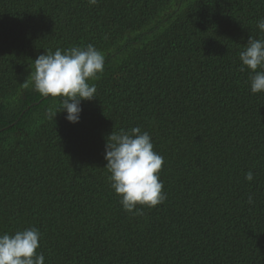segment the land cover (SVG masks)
Wrapping results in <instances>:
<instances>
[{
    "label": "trees",
    "instance_id": "trees-1",
    "mask_svg": "<svg viewBox=\"0 0 264 264\" xmlns=\"http://www.w3.org/2000/svg\"><path fill=\"white\" fill-rule=\"evenodd\" d=\"M260 18L264 0H0V235L39 229L44 264H264V92L239 59ZM88 44L96 98L54 119L34 60ZM134 127L164 158L142 215L104 159Z\"/></svg>",
    "mask_w": 264,
    "mask_h": 264
},
{
    "label": "clouds",
    "instance_id": "clouds-1",
    "mask_svg": "<svg viewBox=\"0 0 264 264\" xmlns=\"http://www.w3.org/2000/svg\"><path fill=\"white\" fill-rule=\"evenodd\" d=\"M95 5L98 0H88ZM257 27L264 32V18ZM240 70L250 71V90L253 94L264 92V38L249 36L246 47L239 53ZM105 66L104 54L92 44L86 47L73 46L54 53L41 54L34 60L35 71L31 75L34 90L42 96L59 97L49 115L55 119L59 112H66V119L78 123L82 112L81 101L95 97L96 85L89 80H98ZM105 167L110 172V186L120 196L126 212L142 215V208L156 207L166 200L163 181L159 172L164 158L154 151L151 136L139 127L130 131L111 132L105 145ZM246 180L252 181L249 171ZM248 203H253L249 196ZM41 233L35 227L18 230L14 234L0 235V264H44L40 247Z\"/></svg>",
    "mask_w": 264,
    "mask_h": 264
}]
</instances>
